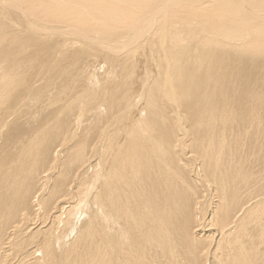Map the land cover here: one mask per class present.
<instances>
[{
	"label": "bare ground",
	"instance_id": "obj_1",
	"mask_svg": "<svg viewBox=\"0 0 264 264\" xmlns=\"http://www.w3.org/2000/svg\"><path fill=\"white\" fill-rule=\"evenodd\" d=\"M212 1L246 28L224 43V29L173 35L185 44L170 53L166 7L201 0L115 23L88 10L93 36L66 24L75 2L57 0L26 17L27 39L10 26L24 12L6 4L0 264H264V3ZM161 10L143 79L133 47L142 38L146 54ZM86 59L102 66L85 80Z\"/></svg>",
	"mask_w": 264,
	"mask_h": 264
},
{
	"label": "rangeland",
	"instance_id": "obj_2",
	"mask_svg": "<svg viewBox=\"0 0 264 264\" xmlns=\"http://www.w3.org/2000/svg\"><path fill=\"white\" fill-rule=\"evenodd\" d=\"M3 1H5V2H3ZM56 1L57 0H2V3L0 1V4H1L0 5V13L4 11L5 15H11V14L6 12V11L11 10L10 8H6L7 7L6 4H10V3H14L15 4V3H17L16 6L19 5V8L24 12L25 18L24 17H20V19L19 20L17 19V21H16V18L15 19L13 18L14 23L12 22L10 24V26L12 24H14V25H12V26H14L13 31H17L18 30V32H25V33H22V35H24V34H26V32L29 33V30H28V28H26V25H25V23H28L27 22V18H28V21L33 22V23H37V20H36L34 15L37 14V16L39 17L40 16V12H41V10L43 8H44L45 12L48 11L49 9H51V8H56L55 7L56 5L61 4L59 2L56 3ZM130 1L131 2L133 1V3H130L128 0H99V1H97V0H74V1L71 0V2H75L77 7L72 6L71 10H75V11L74 12H70L69 17H71V16H73V17L71 19L67 20L69 22H66V24L69 25V26H72V27H76L81 32H84V33L89 34L90 36H93L96 33H94V31L91 30L92 29L91 20H93V19L89 20L91 17L88 18L89 17L88 16V10H92L95 14L97 13L96 15H98V13H99L100 16L98 15V17L96 18L99 21L104 20V19L107 22H109V23H115L116 21H119V20H121V21L122 20L131 21V20L134 19V17H131L132 13L134 14L137 11H139L140 14L146 13V15L148 17L149 15L147 14V12L149 10L150 11L151 10L154 11L155 8H157L160 3L162 4V3L166 2L167 0H152V1L151 0H130ZM248 1L249 2H262V3H264V0H248ZM86 2L88 3V5H87ZM98 2H99V4H98ZM89 3H93L94 6L92 4H89ZM148 3H150V5ZM129 4H131V7H130ZM85 5H86V7H84ZM153 5L155 6V8L153 7ZM176 5L174 6V4H173L174 7H172V4H169L166 7V11H165V13H168L167 14L168 15V20L170 21V23L168 21V23L170 25L169 24L167 25V29L169 28V30L166 33V40H167L166 44H167V47L169 48V49L167 48L168 52H169L171 47L173 49L170 50V52L174 51L177 48V46L180 47L182 44H185V43H182L180 45H175L174 47L170 46V45H173V40H175L178 37V34L181 37H184V38H187V39L191 35L192 37H196V39H193V40L191 39L190 41H199L200 39H203L206 36H210L209 35L210 31H212L214 29H224L222 31L223 32H227V33L224 34L223 32H220V34H218L219 38H220V39H218V41H220L221 43H224V41H226L227 39H231L234 35L237 34V32L238 33L241 32L242 29H245L246 26H247L246 23L242 20L243 15L236 16L234 14H230V13H226L225 11H221V10L217 9L216 5L214 4V2L212 0H201V2L199 4H195V5L187 3V2H185V3L182 2L181 4H179V7H178V5L177 6ZM150 7H152V8L150 9ZM7 9H9V10H7ZM122 11H126V12L124 13ZM130 12H132V13H130ZM159 12H161V13L155 14V15H158V16H155V18H157L154 21L156 24H154V26H152V31L150 32V36H148V37H146L144 39V41L148 40V45L146 47V50H148V51H146V54H145L144 49L142 51L138 47V46L142 45V42H141L142 38H141V40L139 39L135 43V44H137V46L133 47V51L137 52V53H135V58H136L137 63H138L137 65L140 66L139 69H141L140 70L142 72L141 74H143V75L145 74L143 76V79L146 78L147 72L151 71L150 70V66H152V64H153V61H150L148 63V65L146 66V64H147V59H146L147 54L149 55V53H151L150 56L153 54V56L155 58L157 57L155 54H157L156 50L158 49L159 46H158V37H157L156 33H157V29H158L159 23H160L159 20L160 19L162 20L161 16H163V14H164V13H162V10L159 11ZM74 13H76V14H74ZM81 13H84L85 15H87L86 19L88 18L90 23L86 22V23H84L82 25H76L77 24V20H79V15ZM140 14H138V15H140ZM124 17H126V18H124ZM170 17L172 19H170ZM260 17L262 19H264V14H261L260 16H258L257 19H261ZM121 18H123V19H121ZM257 19H254V20L257 21ZM23 20H24V22H23ZM141 22H138V23L134 24L135 29H139V27H141L140 24L145 23V22H142V23ZM52 23H54V22H52ZM172 23L174 24V26H171V25H173ZM47 24L48 23H46L45 21L44 22L43 21L38 22L39 26H46ZM55 25H57V24H55ZM16 26H17V28H16ZM102 28L106 29V25H103ZM23 30H25V31H23ZM154 30L156 31V33H155ZM208 30H209V32H208ZM11 31H12V29H11ZM228 31H231V32H228ZM26 35H24V39L25 38L27 39V37H29V34L27 36ZM173 35H174L175 39H172V38H174ZM197 36H198L199 39L197 38ZM153 47H154L155 50L153 49ZM152 50H153V52H151ZM87 61L89 62V60L86 59L85 60L86 63L85 62L83 63L84 67L87 66L86 67L87 68L86 72L84 74V79L85 80L88 77H90V75H93L94 77H96L97 74L94 73L95 74L94 75L93 71L96 70L97 72H100L101 71L100 69H101V66H102V64L101 63L98 64V61H97V62L93 63L94 65L92 67V66H90V64L93 61L90 60L89 63ZM87 64H89V65H87ZM139 86H141V85H139ZM140 88L141 87H137V88H134L131 91H129L130 92L129 94H133V95H129L130 96L129 98L130 99L132 98L131 99L132 102L130 103L131 104L130 105V109H132V110H130V113L132 115L134 114L133 110H135V109L133 107L137 103L136 99L139 96V91L141 90ZM176 152H178L177 149H176ZM198 190H200L199 187H198ZM199 192H200L201 195L205 194L201 190ZM35 204H34V206H35ZM205 232H207V231H205Z\"/></svg>",
	"mask_w": 264,
	"mask_h": 264
}]
</instances>
